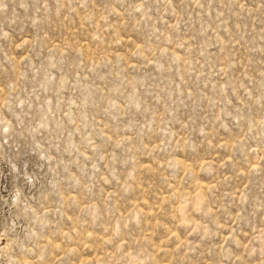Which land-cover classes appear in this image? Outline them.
I'll return each instance as SVG.
<instances>
[{"label":"rangeland","instance_id":"obj_1","mask_svg":"<svg viewBox=\"0 0 264 264\" xmlns=\"http://www.w3.org/2000/svg\"><path fill=\"white\" fill-rule=\"evenodd\" d=\"M0 264H264V0H0Z\"/></svg>","mask_w":264,"mask_h":264}]
</instances>
